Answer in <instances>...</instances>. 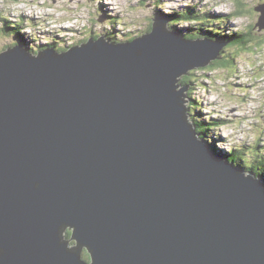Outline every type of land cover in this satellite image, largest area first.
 <instances>
[{"label":"water","instance_id":"water-1","mask_svg":"<svg viewBox=\"0 0 264 264\" xmlns=\"http://www.w3.org/2000/svg\"><path fill=\"white\" fill-rule=\"evenodd\" d=\"M156 21L0 53V264H264L263 185L197 139L177 84L223 45Z\"/></svg>","mask_w":264,"mask_h":264},{"label":"rangeland","instance_id":"rangeland-1","mask_svg":"<svg viewBox=\"0 0 264 264\" xmlns=\"http://www.w3.org/2000/svg\"><path fill=\"white\" fill-rule=\"evenodd\" d=\"M156 1L163 4L160 5L162 10L166 7L169 10H181L187 9V6H193L197 11L202 10L203 14L213 15L214 18H218V13L234 16L237 11L235 0H19L17 3L16 0H0V22L3 23L5 19L11 26H14L16 21L18 24H24L25 31H22V34L29 39L27 43H34L30 40L33 37L39 40L36 45L54 42L60 43L59 46L67 47L91 36L89 31H92L94 36L99 33L100 38L104 35L103 30H106L117 39L133 35L128 32H142L150 21L148 16L155 13ZM240 1H242L240 4L244 6V15L242 13V18L233 19L235 22H230L229 26L235 30L250 29L251 25L256 24L255 19L259 16L252 6L261 3V0ZM250 6L252 13H255L254 18L252 14L248 15L250 8H247ZM111 18H115L114 27L109 23ZM40 24L45 26L41 27ZM176 28H182L189 33L191 27L179 22ZM193 28L198 34L205 33V30L199 26H193ZM252 32L257 33L259 37L263 36L261 42L256 40V43L253 41L254 44L264 43V30L259 32L256 27H253ZM14 39L0 34V49L3 50V47ZM116 44L113 43V45ZM253 46L254 50L245 49L240 52L235 57V65H230L231 68L228 71L227 69L215 71L194 69L190 75L196 78H191L200 81L196 86L194 85V91L192 89L184 92L185 100L188 93L190 98L197 100L198 107L203 109L206 118L224 120L218 124L222 126L221 128L210 133L212 136H219L220 148H223L224 152L241 143L252 147L254 140L262 148L264 146V44L260 45L261 50H257L256 45ZM187 79H190V76H187ZM245 151L246 155L251 157L249 160L260 162L259 154H255L253 158L250 150ZM226 157H229L228 154ZM225 159L223 162L226 164L236 161L226 159V162ZM242 161L238 162L242 163ZM234 167L237 168V165L234 164ZM234 167L232 168L236 169ZM256 173H259L261 177L264 176V171L260 168H257ZM243 174L244 177L249 174L253 180L261 182L264 190V178L255 177L248 171Z\"/></svg>","mask_w":264,"mask_h":264},{"label":"trees","instance_id":"trees-1","mask_svg":"<svg viewBox=\"0 0 264 264\" xmlns=\"http://www.w3.org/2000/svg\"><path fill=\"white\" fill-rule=\"evenodd\" d=\"M17 1L18 0H16V2ZM235 1L237 3V11L234 13V17H241L244 15V12H245L244 6H243V4H240V2H242V1H240V0H235ZM256 5H254L252 7H255ZM247 9H249L248 15L252 14V16H253L252 18H254L255 13H252L253 10H252L251 6L248 7ZM188 12L191 13L193 18H195V16H197V15L193 14L192 9H188ZM242 13H243V15H242ZM211 17L212 16H209L208 14H206L203 17L200 16V17L196 18L198 20L197 22H196V19H194L195 24L197 26L203 28L205 30V32H208L210 34V35H205V34L202 35L204 39H211V40L213 39V41L215 40L217 43L221 42L220 44L223 45V48H222L218 58L214 61H211L207 66H205V69H206V67L207 68H214V69L216 67L228 68V66L231 65L234 61L233 56L236 57L240 52L244 51L245 49H248L249 51L254 50L253 45H256L257 50H261V46H263L264 43L254 44L253 41L255 43H256V40L261 42V38L263 36L259 37V35L257 33L252 32L254 26L251 25L250 29H246V30L240 29L239 32H232V34H229V33L225 32L224 29L221 27V20L219 18H214V17L211 18ZM109 23L114 27L115 18H111ZM213 25H215V26H213ZM22 26H23L22 23H21V25H19L18 23H14V26H10L8 20L3 19V24L1 26L0 34L4 35L6 37L15 38V42H16L15 44L21 45V47L26 52H28L30 54H34V53H32V51H30V50H34V49L43 50L46 48H54L57 52H60V51L63 52L65 50L69 49L67 47L62 48L59 46L60 43H54V42L53 43H44L43 45H36V43H27V41H28L27 38H26V42H24L23 37H25V36L22 34V30H21ZM212 27H214L215 29L214 30L210 29ZM103 31H104L103 32L104 36H107V38L110 39L111 41L115 42V40H117V37L115 35L111 34L110 32H108L106 30H103ZM89 33L93 35V36L91 35L89 37H92L93 39L99 38V36H98L99 33L96 36H94L92 31H89ZM195 34L197 35V37H199L198 33H195ZM139 35H140V33H138V37H139ZM133 36H136V35L133 34ZM192 36L194 37V35L188 34V37H192ZM258 37L260 39H258ZM88 38H86L83 41L78 40L77 43H83ZM199 39L202 40L200 37H199ZM41 50H39V51H41ZM229 68H231V67H229ZM190 74H192V73H189L188 75L183 76L182 79L179 81L180 88L181 87H184V88L187 87L188 90L191 91L193 89V82H195L196 85L198 84L197 81L191 80V78L187 79V76H190ZM193 91H194V89H193ZM198 105H199L198 103H197V105L193 104L189 109L190 118L194 124H195L194 121L196 120V115H191V113L195 112V109H196L195 106L197 107ZM213 125H217V123H213V122L199 123V127L196 129V133L198 135H200L201 137L203 134H205L204 137H202L203 139L209 138L208 133L210 132L211 127ZM213 140H216V138H213ZM215 145H216V143H214V146ZM246 149L250 150V152L253 154V155H251L252 157L255 154H259L258 158L261 157L260 162L249 160L251 157L246 155V151H245ZM227 154L229 157H226ZM223 155H224V158L228 159L229 161H234V159H235L236 165L240 166L243 170L248 171L249 173L253 174L255 177L258 176V178H260V179L264 178V176L261 177V175H259V173H256L257 168L258 169L260 168L261 170L264 171V150H262V147L259 146L258 143L253 144L252 147H248L245 144L241 148L240 147L233 148L229 152H224ZM244 156L246 159L244 158ZM239 160H243L242 163L238 162ZM69 234H71V233L69 232ZM82 253H85L84 258H86V260H87L88 257L86 255V252L83 251Z\"/></svg>","mask_w":264,"mask_h":264},{"label":"clouds","instance_id":"clouds-1","mask_svg":"<svg viewBox=\"0 0 264 264\" xmlns=\"http://www.w3.org/2000/svg\"><path fill=\"white\" fill-rule=\"evenodd\" d=\"M81 44H83V45H85L86 43H78V44H75V45H71V46H67V47H69L70 49L71 48H73V47H80L81 46ZM109 44H112L113 45V43H109ZM2 46H4V45H2ZM16 46H21V45H19V44H15V43H10V44H8L7 46H4L3 47V50L2 49H0V53H2V52H4L5 50H7V49H9V48H13V47H16ZM64 46L65 45H62V46H60V47H62V48H64ZM21 49H23L22 47H21ZM39 50H41V49H34V50H30V51H32V53H34V54H31V56H36L37 54H38V52H42V51H44V50H53L54 52H56V53H62L61 51L60 52H57L54 48H46V49H43V50H41V51H39ZM222 50V49H221ZM68 51V50H67ZM26 52V51H25ZM220 52L221 51H219V53H218V56L220 55ZM26 53H28V52H26ZM28 54H30V53H28ZM224 55V54H223ZM222 55V56H223ZM218 56H217V58H218ZM234 57V61H233V63L231 64V65H235V56H233ZM216 58V59H217ZM215 59V60H216ZM230 66V65H229ZM229 66H228V68H229ZM228 68H221V67H216L215 69L214 68H207L206 67V69L205 68H200V71H205V70H210V71H215L216 69H227V71L229 70ZM194 70V69H193ZM193 70H191V71H193ZM191 71H189L188 72V74L191 72ZM187 74V75H188ZM186 76V75H185ZM183 77V76H182ZM182 77L180 78V80L182 79ZM191 77H194V78H196L195 76H191L190 75V78ZM191 80H194V81H197V83L200 81V80H195V79H193V78H191ZM178 86H179V89H181V88H184V87H181L180 88V85H179V80H178ZM194 85H196L195 84V82H193V87H194ZM186 91H188V89L186 90ZM185 91V92H186ZM184 101H187L188 103H184V106H185V108H186V116H187V119H188V123L190 124V125H192L193 127H194V130H195V132H196V129L199 127V123H204V122H213V123H217V125H213L212 127H211V130H210V132L208 133V137L209 138H205V139H203L202 137H204V135L205 134H203L202 135V137L200 136V135H198L197 133V139L198 140H201V141H203V143L208 147V148H213V149H215V152L217 153V154H219V155H222L223 157H224V151H222V149L220 148V139H219V136H217L216 137V135H214V136H212V135H210V133H212V131L213 130H215V129H218V128H221L222 126H219L218 124L221 122V121H224V120H220V119H215V118H213V117H209V118H206V116H204V112H203V109L202 108H199L198 106L196 107L195 106V112H192L191 113V115H196V120L194 121L195 122V124L192 122V120H191V118H190V113H189V109H190V107L193 105V104H196L197 105V100H193L192 98H190L189 97V93L186 95V100L184 99ZM262 120H263V118H262ZM202 138V139H201ZM213 138H216V140H213ZM263 139H264V137H263ZM222 142V141H221ZM214 143H216V145L214 146ZM253 144H255V140L253 141ZM245 145V143H241V144H239V145H237L238 147L239 146H244ZM247 145V144H246ZM213 146V147H212ZM216 146H217V148H216ZM237 146H235V147H233V148H238ZM232 148V149H233ZM229 150V149H228ZM225 151V152H229V151ZM262 150H264V146H263V148H262ZM225 159V158H224ZM225 161H226V159H225ZM227 162V161H226ZM227 163H229V164H232L233 166H234V164H236L235 162L234 163H232V162H227ZM237 168L238 169H240L241 171H243V172H245V170H243L240 166H238L237 165ZM82 258L84 259V260H86V258H84V255H85V253H82ZM86 255H87V257H88V254L86 253ZM88 260V259H87Z\"/></svg>","mask_w":264,"mask_h":264},{"label":"bare ground","instance_id":"bare-ground-1","mask_svg":"<svg viewBox=\"0 0 264 264\" xmlns=\"http://www.w3.org/2000/svg\"><path fill=\"white\" fill-rule=\"evenodd\" d=\"M18 1H19V0H18ZM18 1H17V2H18ZM97 1H98V0H97ZM174 1H176V0H174ZM170 2H172V1H170ZM232 2H234V1H232ZM175 3H176V2H175ZM222 3H223V2H222ZM222 7H223V6H222ZM222 7H221V8H222ZM225 7H226V6H225ZM65 10H66V9H65ZM232 11H233V10H232ZM225 12H226V11H225ZM32 13H33V12H32ZM228 13H229V12H228ZM209 14H210V13H209ZM212 16H213V15H212ZM60 17H61V16H60ZM211 18H212V17H211ZM157 19H159V18H157ZM157 19H156V20H157ZM62 20H63V19H62ZM59 21H60V20H59ZM44 22H45V21H44ZM47 22H48V21H47ZM62 22H63V21H62ZM4 23H5V22H4ZM178 23H179V22H177V24H178ZM181 23H182V24H185V23H186V24H187V27H191V28H190V31H189V34H190L191 32L198 33V32H196L195 29L193 28V26H197L196 24L190 23L189 20H187L185 23H184V22H181ZM217 23H218V22H217ZM6 24H7V23H6ZM166 25H172V23H171V24H167V22H166ZM174 26H175V25H174ZM175 28H176V26H175ZM196 28H197V27H196ZM176 29H177V28H176ZM181 29H182V28H181ZM179 30H180V29H179ZM67 31H68V30H67ZM169 31L172 33L170 27H169ZM185 32H186V31L179 32L181 36H178V37H182V35H185ZM220 32H221V31H220ZM204 34H205V35H210L208 32H205V33L202 32V33H200V34H199V37H200L202 40H204V38H203V36H202V35H204ZM193 35H194L195 38H196L195 40H200L199 37H197L196 34H193ZM54 37H55V36H54ZM23 38H24V42H26V38H25V37H23ZM206 40L209 41V40H211V39H206ZM212 42L215 43L216 41H213V40H212ZM117 44H123V43H117ZM68 48H69V47H68ZM69 49H70V48H69ZM69 49H67V50H69ZM67 50L63 51L62 53L67 52ZM259 52H260V51H259ZM185 94H186V93H185ZM205 147H206V146H205ZM263 191H264V190H263Z\"/></svg>","mask_w":264,"mask_h":264}]
</instances>
